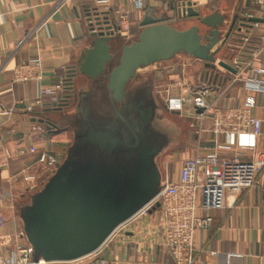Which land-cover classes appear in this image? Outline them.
<instances>
[{
    "label": "crops",
    "instance_id": "0c3cea01",
    "mask_svg": "<svg viewBox=\"0 0 264 264\" xmlns=\"http://www.w3.org/2000/svg\"><path fill=\"white\" fill-rule=\"evenodd\" d=\"M184 1L153 0L137 10L128 0H112L104 12L96 0H0V256L10 255L17 243L29 242L38 197L68 164L72 174H96L107 183L114 179L123 197L137 204L160 187L166 175L177 178L185 158L212 152L218 143L234 145L219 150L224 157L264 162V92L246 86L253 67L264 64V22H250L245 16L264 18L255 0H192L203 15L218 10L224 17L230 12L234 18L241 16L230 44L235 52L231 59L218 57L213 69L180 51L164 62L141 66L122 99L114 98L109 73L119 63L123 46L138 39L147 18L178 29L194 25L198 17L181 14L179 4ZM120 7L129 11L131 28L110 41L112 60L117 57L118 63L111 60L97 78L84 74L80 63L95 39L90 18L115 20ZM204 28L207 34L209 28ZM222 40L221 34L212 50L220 52L228 42ZM36 57L41 59V78L16 81L15 68ZM65 73L68 96L54 107L42 90ZM165 82L170 84L166 101L163 89L155 90ZM200 88L206 89L210 104L204 112L193 103ZM169 102L176 107L170 108ZM29 103L35 104L34 113L26 112ZM248 103L262 120L255 137L241 115ZM3 109L10 113H1ZM240 144L254 148L239 149ZM44 153L56 162H42ZM221 204L205 208L202 197L199 200L196 215L212 221L210 228L196 233L195 246L203 249L196 264H223L222 256L212 252L239 254L242 264H264V165L257 185L224 189ZM161 217L157 207L133 218L125 231L113 234L80 264H176L156 228Z\"/></svg>",
    "mask_w": 264,
    "mask_h": 264
},
{
    "label": "water",
    "instance_id": "95a60500",
    "mask_svg": "<svg viewBox=\"0 0 264 264\" xmlns=\"http://www.w3.org/2000/svg\"><path fill=\"white\" fill-rule=\"evenodd\" d=\"M195 5L188 0L180 3L179 9L183 16L198 17L200 23L209 28L207 34H202L199 25L178 29L158 19L147 18L142 22L138 39L123 46L119 63L109 73V87L116 100L122 99L127 82L141 66L168 60L180 51L205 60L209 68H217L218 49H212L221 41L220 27L225 17L218 10L201 16ZM97 20L102 23L100 17ZM247 20L264 22L261 17ZM236 22L235 17L222 42L230 36ZM242 25H247V21ZM93 35L92 47L83 55L79 70L97 78L113 58L110 41L115 35L114 31L102 29ZM219 64L236 72L225 61ZM70 166L68 164L64 173L54 178L39 195L34 207L35 221L29 224L28 234L35 261L76 260L96 252L121 223L131 218L160 189L158 186L145 200L135 204L130 196L123 197L125 194L117 190V183L113 191L109 188L108 184L116 182L114 179L107 183L99 175L84 177L81 174L83 181L75 186L67 183L66 173L72 174Z\"/></svg>",
    "mask_w": 264,
    "mask_h": 264
},
{
    "label": "built area",
    "instance_id": "2783aa9c",
    "mask_svg": "<svg viewBox=\"0 0 264 264\" xmlns=\"http://www.w3.org/2000/svg\"><path fill=\"white\" fill-rule=\"evenodd\" d=\"M111 1L96 0V4L106 12L110 10ZM128 1L135 9L143 10L153 0ZM255 1L259 10L264 13V0ZM245 16L247 20L255 15L246 13ZM100 20L102 23H98L97 17L90 18L93 33H98L102 29L104 31H114V35H123L129 32L131 28L129 11L126 7H120L116 10L115 20L103 19L101 16ZM23 41L20 40L19 44H22ZM237 61L239 59H236ZM41 65L40 57L18 65L14 71L15 80L40 79ZM261 75H264V64L253 67L250 77L246 80V86L264 92V79L259 78ZM69 87L70 80L67 74H59L53 85L44 88L42 92L50 97L52 106L57 107L66 100ZM206 93L205 88H200L194 96V107L200 112H204L210 107ZM36 103L41 104V100H37ZM248 105L249 103L241 115L245 124L250 128L252 136L255 137L261 133L262 120L251 113ZM169 107L174 109L176 103L169 102ZM35 110L34 103L26 104V112L34 113ZM1 113H10V111L3 109ZM238 147L245 150L254 148V145L240 144ZM233 148V144L218 143L217 149L212 152L185 158L178 177L173 179L166 175L162 180L158 193L131 218L121 223L109 235L104 244L113 234L125 231L130 220L159 207L162 210V217L156 228L165 250L174 257L176 264H196L200 252L203 251V249L198 250L195 246L196 233L199 230L210 228L212 221L210 217L196 215L200 198L202 197L205 208L220 207L224 189L228 187L251 188L259 183V175L264 162L241 161L239 158L224 157L219 153V150H231ZM35 150V147H31L32 152ZM40 160L42 162L47 161L50 165L56 162L55 158H49L45 153L42 154ZM212 254L222 256L223 264H242V256L239 254L226 253L219 255L218 252H212ZM85 257L76 260L45 261L40 259L35 261L34 248L30 242H27L17 243L10 255H1L0 264H79Z\"/></svg>",
    "mask_w": 264,
    "mask_h": 264
},
{
    "label": "rangeland",
    "instance_id": "374dc122",
    "mask_svg": "<svg viewBox=\"0 0 264 264\" xmlns=\"http://www.w3.org/2000/svg\"><path fill=\"white\" fill-rule=\"evenodd\" d=\"M200 14H201V12H200ZM201 16H204L203 14H201ZM241 18V16L240 15H238V17H237V22H236V25H235V27H234V29L232 30V32L230 33V36L228 37V38H226L225 39V41L224 42H227L226 43V45H222L223 47L222 48H220V52H218V54L220 55H216V59L218 58V57H223V58H227V59H231V56L235 53V52H233L232 51V49L230 48V44H232V41H233V35H234V32L236 31V29H237V25H238V21H239V19ZM233 19H234V17H233V13H227L226 14V16H225V22L222 24V26L220 27V29L222 30L221 31V34H222V38L224 39L225 38V36H226V34H227V32H228V30H229V27H230V25H231V23H232V21H233ZM194 25H199L200 26V28H201V32H202V34H205V28H204V25H202L201 23H200V21H199V19L198 18H196L195 20H194ZM186 25L184 24V25H181L180 24V26L179 27H185ZM127 40V39H126ZM127 41H130V40H127ZM131 43V42H130ZM115 51H116V48H115ZM113 62H115V64H117L118 63V59H117V57L114 59V61L112 60L111 61V63H113ZM164 62V61H163ZM169 86H170V84H168V83H163V85L162 86H159V85H155V90L156 91H160L161 89H163V90H161L162 91V98L164 99V101H166V99L168 98V88H169ZM173 117H175V116H173ZM162 162V163H161ZM165 162V160L162 158L161 160H160V165H163V163ZM66 176H67V183L69 182L71 185H76L78 182H81V181H83V179H81V175H77V174H69L68 172L66 173ZM109 185V188L113 191V188H114V186L116 185V182H113V183H111V184H108ZM94 187V186H93ZM119 193V192H118ZM120 195V194H119ZM80 264V263H79Z\"/></svg>",
    "mask_w": 264,
    "mask_h": 264
}]
</instances>
